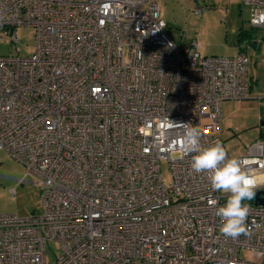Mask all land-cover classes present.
I'll return each mask as SVG.
<instances>
[{
	"label": "built area",
	"instance_id": "obj_1",
	"mask_svg": "<svg viewBox=\"0 0 264 264\" xmlns=\"http://www.w3.org/2000/svg\"><path fill=\"white\" fill-rule=\"evenodd\" d=\"M242 1L264 27V0ZM20 26L37 46L0 56V150L45 185L44 212H0V264H50L49 240L52 264H263L264 205L244 201L248 234L225 238L227 195L191 170L195 153L170 151L183 124L225 146L221 105L249 98L247 53L179 45L158 0H0V37L18 42ZM226 150L264 189V140Z\"/></svg>",
	"mask_w": 264,
	"mask_h": 264
},
{
	"label": "rangeland",
	"instance_id": "obj_2",
	"mask_svg": "<svg viewBox=\"0 0 264 264\" xmlns=\"http://www.w3.org/2000/svg\"><path fill=\"white\" fill-rule=\"evenodd\" d=\"M168 34L183 47L197 40L203 55L234 56L245 52L250 57V96L243 100H225L221 105V138L233 155H240L258 138L264 140V27H253L251 8L242 0H158ZM19 41L0 37V56H31L37 46L34 26L16 29ZM167 185L172 180L167 160L161 162ZM45 185L27 174L26 166L16 157L0 150V212L21 217L43 213ZM61 252L56 240L47 242L48 263ZM241 255L250 257L248 250ZM264 264V259H263Z\"/></svg>",
	"mask_w": 264,
	"mask_h": 264
},
{
	"label": "clouds",
	"instance_id": "obj_3",
	"mask_svg": "<svg viewBox=\"0 0 264 264\" xmlns=\"http://www.w3.org/2000/svg\"><path fill=\"white\" fill-rule=\"evenodd\" d=\"M183 126V136L170 151L178 148L185 156L195 153L191 155V170L197 174L207 173L212 189L227 195L226 203L216 208V216L220 218V234L231 239L248 234L250 207L244 201L253 200L255 180L242 167L239 159L228 157L226 147L221 142L204 147L200 143L199 131L189 124ZM212 203L215 205L217 201Z\"/></svg>",
	"mask_w": 264,
	"mask_h": 264
},
{
	"label": "water",
	"instance_id": "obj_4",
	"mask_svg": "<svg viewBox=\"0 0 264 264\" xmlns=\"http://www.w3.org/2000/svg\"><path fill=\"white\" fill-rule=\"evenodd\" d=\"M264 124V122H263ZM254 204L255 205H264V189H260L255 192L254 196Z\"/></svg>",
	"mask_w": 264,
	"mask_h": 264
},
{
	"label": "trees",
	"instance_id": "obj_5",
	"mask_svg": "<svg viewBox=\"0 0 264 264\" xmlns=\"http://www.w3.org/2000/svg\"><path fill=\"white\" fill-rule=\"evenodd\" d=\"M264 122V121H263ZM253 200H251L250 202H252Z\"/></svg>",
	"mask_w": 264,
	"mask_h": 264
},
{
	"label": "crops",
	"instance_id": "obj_6",
	"mask_svg": "<svg viewBox=\"0 0 264 264\" xmlns=\"http://www.w3.org/2000/svg\"><path fill=\"white\" fill-rule=\"evenodd\" d=\"M262 123H263V121H262Z\"/></svg>",
	"mask_w": 264,
	"mask_h": 264
}]
</instances>
